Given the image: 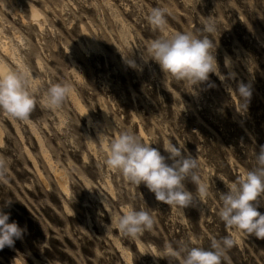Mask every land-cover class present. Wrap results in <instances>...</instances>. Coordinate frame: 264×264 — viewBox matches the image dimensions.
Segmentation results:
<instances>
[{
  "label": "rangeland",
  "instance_id": "rangeland-1",
  "mask_svg": "<svg viewBox=\"0 0 264 264\" xmlns=\"http://www.w3.org/2000/svg\"><path fill=\"white\" fill-rule=\"evenodd\" d=\"M153 7L169 10L164 32L218 40L223 80L209 73L193 93L149 58V43L162 34L147 19ZM209 19L212 34L202 31ZM0 46V63L23 61L40 84L29 119L0 111V210L23 229L0 249V264H180L163 256L167 244L195 240L209 248L229 234L236 243L221 264H264V238L240 236L218 216L220 193L256 167L264 145V0H0ZM56 82L74 91L58 109L42 107ZM241 82L251 88L243 112L235 93ZM125 129L152 142L168 164L169 140L196 157L206 200L186 179L194 200L178 214L143 182L104 165L102 141ZM129 205L148 211L153 227L136 236L107 231L111 216ZM257 208L264 213V194Z\"/></svg>",
  "mask_w": 264,
  "mask_h": 264
},
{
  "label": "clouds",
  "instance_id": "clouds-1",
  "mask_svg": "<svg viewBox=\"0 0 264 264\" xmlns=\"http://www.w3.org/2000/svg\"><path fill=\"white\" fill-rule=\"evenodd\" d=\"M168 13L167 8L153 7L147 15L149 23L162 31L148 45L149 58L158 63L164 73L177 81L186 82L193 93L195 90L192 86L207 81L209 73H214L223 80L224 76L219 72L215 57L218 40L214 42L209 35H197L191 31L164 32ZM202 31L214 33L215 21H204ZM127 62L135 66L132 60ZM224 63L226 67L229 65L227 57ZM39 88V82L32 78L23 61L18 62L15 67L0 64V111L8 116L20 121L29 119ZM73 91V85L69 82L52 83L46 88L41 105L51 110L58 109ZM235 93L241 101L238 111L243 112L251 95L250 85L238 83ZM103 135L106 134L99 136ZM102 143L104 165L119 171L136 186L143 182L154 193L157 201L166 203L178 214H182V209L194 200L193 193L185 187L186 179L196 185V199L203 202L209 195L208 183L202 181L196 171L199 167L197 158L190 154L182 155L183 146L174 145L171 140L163 144L171 164L166 163L165 156L151 146L152 142L141 140L131 129L120 131ZM255 159L254 169L242 170L228 184L227 191L220 193L218 216L227 226L235 228L240 236L248 237L252 234L257 238H264V213L257 208V198L264 194V145L260 146L259 152H255ZM9 202L8 200L4 204ZM9 215L0 210V249L12 247L14 241L22 236L23 229L15 221H9ZM110 219L107 231L116 229L129 236L150 230L154 224V218L148 211L131 205L124 207ZM235 243L233 234L220 240L213 239L209 248L198 246L195 240L181 242L177 247L169 243L165 246L163 256L179 258L180 264H221L225 250Z\"/></svg>",
  "mask_w": 264,
  "mask_h": 264
},
{
  "label": "bare ground",
  "instance_id": "bare-ground-1",
  "mask_svg": "<svg viewBox=\"0 0 264 264\" xmlns=\"http://www.w3.org/2000/svg\"><path fill=\"white\" fill-rule=\"evenodd\" d=\"M0 52L3 53V54H5L6 49H5L3 46H0ZM0 64H2V63H0ZM56 179H57V180H56L57 185H58V187L61 189V191H62V189H63V190H66V184H65V181H64L62 178L58 177V176H57ZM40 181H41V184H42V185H46V184H47L46 181H45V179H44L41 175H40Z\"/></svg>",
  "mask_w": 264,
  "mask_h": 264
}]
</instances>
